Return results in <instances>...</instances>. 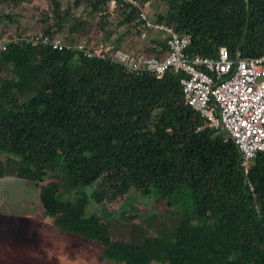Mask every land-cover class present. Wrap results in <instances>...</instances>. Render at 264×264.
Instances as JSON below:
<instances>
[{
	"label": "trees",
	"instance_id": "16d2710c",
	"mask_svg": "<svg viewBox=\"0 0 264 264\" xmlns=\"http://www.w3.org/2000/svg\"><path fill=\"white\" fill-rule=\"evenodd\" d=\"M0 2L15 8L30 0ZM83 2L94 14L108 9L106 0L73 4ZM166 4V13L154 20L188 35V54L215 58L220 48L231 58L236 51L245 58L264 54V0ZM115 13L139 39L137 8ZM1 15L15 24L12 14ZM99 16L108 24V17ZM35 18L42 36L65 32L64 39L73 41L85 33L79 32L84 23L72 24V13L58 0H49ZM105 32V41L77 39L124 47L114 42L110 27ZM148 40L146 55L162 56L164 37L151 32ZM180 77L171 71L136 76L109 60L8 44L0 52V153L7 156L0 161V179L45 183L39 201L55 227L107 244L109 256L127 251L163 264H264V153L252 159L246 178L232 141L223 142L222 132L213 129L196 131L204 121L184 104ZM131 194L165 204L166 216L119 231L109 208ZM89 202L101 211L88 214ZM149 234L153 241L146 246Z\"/></svg>",
	"mask_w": 264,
	"mask_h": 264
},
{
	"label": "built area",
	"instance_id": "2783aa9c",
	"mask_svg": "<svg viewBox=\"0 0 264 264\" xmlns=\"http://www.w3.org/2000/svg\"><path fill=\"white\" fill-rule=\"evenodd\" d=\"M106 2L110 14L125 6L137 8L139 39L145 40L151 32L162 35L166 54L148 56L143 51L114 48L105 43L88 46L78 40L42 35L4 38L0 40V52L6 50L10 43L24 42L76 53L87 59L109 60L136 76L162 75L167 71L180 74L184 104L204 121L196 131L213 129L222 132L223 142L232 141L240 152V167L247 178L252 159L257 153H264V54L245 58L236 51L231 58L225 48H220L215 58L190 55L186 52L190 37L152 19L148 12L151 1ZM247 185L252 192L253 187L248 180Z\"/></svg>",
	"mask_w": 264,
	"mask_h": 264
},
{
	"label": "rangeland",
	"instance_id": "374dc122",
	"mask_svg": "<svg viewBox=\"0 0 264 264\" xmlns=\"http://www.w3.org/2000/svg\"><path fill=\"white\" fill-rule=\"evenodd\" d=\"M58 1L62 10L69 8L72 13L70 20L72 24L75 19H80L84 23L79 32L85 33H79L78 35L82 36L80 38L105 41L107 40L105 29L110 27L114 32V42L115 39H119L124 47L149 54V48L152 47L150 40L144 41L134 35L131 36L127 25H119L118 13L110 14L106 9L94 14L86 2L75 7L73 4L75 0ZM147 1H151L148 12L152 19L166 13L168 7L166 0H140L141 3ZM48 2L49 0H30L22 7L15 8H11L8 3L0 2V40L12 36L40 35L35 15L44 11ZM7 13L12 14V19L15 18L14 25H10L9 19L1 15ZM99 15L108 17V24L98 19L102 18ZM65 34L64 32L60 37L64 38ZM78 35L74 40H78ZM6 159L7 156L0 153V161L5 162ZM40 186L12 176L0 179V264H163L155 260L148 261L144 253L132 254L126 251L109 256L107 244L62 234L55 227L53 220L42 210L39 201ZM101 209L94 202H89L86 206L88 214ZM167 209L165 204L157 203L153 198L139 200L134 199L132 194L109 208L119 220L117 222L119 231L128 230L130 223L141 225L158 223L162 215L166 216ZM116 233L115 230L112 234ZM152 241L153 235L149 234L145 245H150Z\"/></svg>",
	"mask_w": 264,
	"mask_h": 264
},
{
	"label": "crops",
	"instance_id": "0c3cea01",
	"mask_svg": "<svg viewBox=\"0 0 264 264\" xmlns=\"http://www.w3.org/2000/svg\"><path fill=\"white\" fill-rule=\"evenodd\" d=\"M165 54H166V51H164L163 53H161L162 56L165 55Z\"/></svg>",
	"mask_w": 264,
	"mask_h": 264
}]
</instances>
